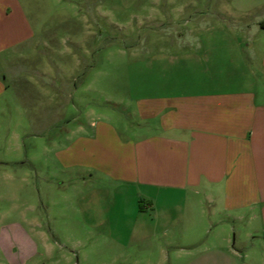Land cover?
Listing matches in <instances>:
<instances>
[{"label": "rangeland", "instance_id": "374dc122", "mask_svg": "<svg viewBox=\"0 0 264 264\" xmlns=\"http://www.w3.org/2000/svg\"><path fill=\"white\" fill-rule=\"evenodd\" d=\"M261 21L264 0H0V264H143L148 247L155 255L156 240L125 229L159 219L153 190L113 189L60 167L56 153L98 119L155 130L139 118L137 82L147 64L188 62L189 39L177 32L241 34Z\"/></svg>", "mask_w": 264, "mask_h": 264}, {"label": "crops", "instance_id": "0c3cea01", "mask_svg": "<svg viewBox=\"0 0 264 264\" xmlns=\"http://www.w3.org/2000/svg\"><path fill=\"white\" fill-rule=\"evenodd\" d=\"M257 26L177 32L189 39L188 62L143 66L142 97L133 100L139 118L157 128L136 132L98 119L56 153L62 168L77 166L113 189H151L163 202L155 222L125 227L133 237L141 230L143 243L157 241L155 255L143 249V264H264V27ZM181 197L191 204L165 203Z\"/></svg>", "mask_w": 264, "mask_h": 264}, {"label": "trees", "instance_id": "16d2710c", "mask_svg": "<svg viewBox=\"0 0 264 264\" xmlns=\"http://www.w3.org/2000/svg\"><path fill=\"white\" fill-rule=\"evenodd\" d=\"M259 25H260L261 27H264V21L259 22Z\"/></svg>", "mask_w": 264, "mask_h": 264}]
</instances>
